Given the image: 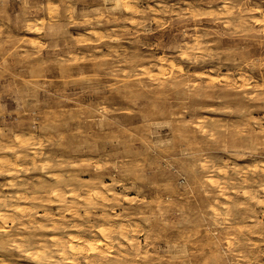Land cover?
Returning <instances> with one entry per match:
<instances>
[{"label": "rangeland", "instance_id": "1", "mask_svg": "<svg viewBox=\"0 0 264 264\" xmlns=\"http://www.w3.org/2000/svg\"><path fill=\"white\" fill-rule=\"evenodd\" d=\"M160 4L172 8L173 15L181 10L193 14L208 10V6L199 0H142L136 5L139 10L146 11L149 6L156 8L151 15L155 20L163 19L168 26L160 28L155 35H141V40L155 44L156 37L163 35L167 43L170 34L182 30L179 18L172 20V16H161ZM114 7V0L107 5L103 0H26V4L21 0H0V21L7 24L12 18L23 22L22 27L10 26L0 34V63L3 64L0 67V131L3 133L0 147L7 145L17 149L16 152L0 151V155L14 157L17 152L24 156L26 153L29 159L24 160L22 156V166L31 169L34 165L28 154L31 150L23 149L29 145L17 142L18 138L24 139L22 137L26 138L28 134L38 142L35 146L40 154L35 158V164L40 166L36 171H25L26 168L21 167V171H11V175L0 172V194L14 195L19 191L27 195L26 199L12 202L24 206L26 210L16 204L22 212L25 210L22 213L25 223L32 225L30 231L19 223L10 224V238L0 233V259L8 264H63L50 236L77 233L72 226L77 220L74 223H83L82 232L88 238H101L100 227H113L114 230L128 227L127 240L121 236L112 237L105 264H129L130 249L146 257L137 260L136 264H150V260L157 259L160 264H181L185 251L196 254L197 264H264V98H259L264 93V76L261 75L264 73V39L222 38L225 42L240 43L241 47L232 52L236 59L244 56L251 60V66L245 67L243 73L230 71L231 64L217 70L211 67L217 61H206L209 70L196 72L193 78L186 75L188 70L183 65L173 67L175 62L168 61L164 64L167 69L163 68V71L168 77H175L178 68L180 77L166 80L160 67L161 61L169 55L164 49H141L133 56L136 48L131 43V36L109 39L108 34L114 29L135 28L131 22L132 12L113 13L117 17L115 22L95 23L97 9L103 13ZM222 7V4L212 5L213 9ZM170 20L172 23L169 24ZM196 23L217 27L204 19L191 21L189 29ZM150 27L155 29L157 24ZM112 53L120 56L127 53L125 58L134 63L121 64L117 69L111 59ZM151 53H155V61ZM222 59L227 60V57ZM153 63L155 67H151ZM136 65L148 72L147 75L138 73L143 87L136 86L144 98L142 102L150 106L140 115L142 124L147 121L146 131L139 134L138 126L134 125L125 128L124 133L137 143L145 139L153 144L157 140L160 143L147 156V163L139 158L135 160L137 167L130 182L107 187L111 185L108 172H115V169L103 168L102 164L113 161L106 160L99 151L74 152L69 146L74 126L81 123L71 120L70 115L79 107L91 108V105H78L70 95L61 105L46 98L58 93H77L88 86L86 77L109 70L113 73L107 77L110 90L118 96H126L123 76ZM169 67H173L171 73H168ZM131 83L135 84L134 81ZM189 84L200 95L189 99L190 111L182 113L179 103L185 99V85ZM37 101L41 102L38 106ZM157 111L158 116L154 115ZM125 115L131 118L136 114L129 110ZM173 116L178 119L170 125ZM82 130L91 134L96 128L89 122ZM208 133L218 134L220 142L216 153L208 158L209 163L202 169L194 172L170 159L173 153L168 151L172 147L167 144L168 140L182 137L199 143ZM21 147L22 151H27H20ZM129 147L135 149L137 144ZM45 163L59 167L43 168ZM135 173L144 178L135 180ZM54 175L65 177L69 186L65 188L60 184L57 189ZM96 181L105 187H99ZM12 183L16 186H6ZM82 184L84 190L80 191ZM96 189L105 194L109 203L123 201L122 206L117 203L114 211L107 212L112 219H103L104 210L92 209V204L88 205L89 214L86 215V204L83 203H77L78 212L74 215L71 205L77 196ZM56 190L62 192L63 197L51 194ZM52 200H55L53 204ZM96 201L97 204L105 203L99 197ZM129 206L137 210L131 223L118 218ZM36 223L44 224L45 231L37 228ZM51 225L53 230L49 228ZM14 240L26 248L21 251L7 248ZM113 240H119V243H113ZM41 241L50 246L44 258L25 256L24 250L37 252ZM87 256L92 257L85 254L78 258L81 264Z\"/></svg>", "mask_w": 264, "mask_h": 264}, {"label": "clouds", "instance_id": "2", "mask_svg": "<svg viewBox=\"0 0 264 264\" xmlns=\"http://www.w3.org/2000/svg\"><path fill=\"white\" fill-rule=\"evenodd\" d=\"M22 3L26 4V0H21ZM104 4L107 5L111 0H103ZM115 7L107 9L106 12L101 13L97 9L98 16L95 19V23H107L115 22L117 17L113 13H120L121 15L125 10L132 12L133 18L131 22L135 25L134 29H114L112 33L108 34L109 39L119 37L123 39L126 36H131L132 45L136 48L133 52V56L141 49H164L169 53L164 61H161V75H164L167 79H177L180 77V71L176 68V76L168 77L167 73L163 71L164 64L168 61H174L175 66L183 65L188 73L186 75H191L194 78L196 72L208 71L209 66L206 65V61H217L214 67L217 70L224 69L228 64L233 65L230 71L243 73L245 67L251 66V60L247 57H240L236 59L232 52L235 49L240 48V43L238 41H228L225 42L222 38L225 36H241L248 39H264V0H199L201 4H206L208 6L207 11H198L193 14L191 12H180L173 15L172 8L165 7L163 4L159 5V10L161 16H172V20L180 19L182 30H177L176 32L170 34L168 37V42H164V36L161 35L156 37L157 42L153 44L149 40H141L140 36H151L155 35L160 28L166 27L167 24L163 19L155 20L152 13L156 12V8L149 6L146 11L139 10L136 5L140 4L142 0H114ZM213 4H222V8L213 9ZM257 13L259 14L257 16ZM105 17L107 19H105ZM139 17V18H137ZM207 19L209 25H216L217 27H206L203 24L196 23L195 27L191 30L188 25L191 21L204 20ZM172 20L168 23H172ZM88 23H93V21H87ZM153 23L157 24V28L153 29L150 27ZM23 22L19 19L13 20L9 18L7 24L0 21V34H2L6 28L10 26L22 27ZM223 25V27H219ZM125 56H120L119 53H112L111 59L118 69L121 64H132L134 63L131 59H126ZM152 60L155 61V53H151ZM227 57V60L222 58ZM6 59V58H5ZM153 63L151 67H155ZM0 67L3 64L0 63ZM173 67L168 68V73L173 71ZM147 75V70H141L138 65L133 67L127 74L123 76L122 83L127 89L128 95H116L114 91L110 90L111 85L107 77L111 76L113 73L111 70L104 71L93 77H86L88 81V86L82 87L77 93H69L67 95L58 93L55 97H47L46 99L61 105L68 99V96H72L73 101L78 105H91V108L79 107L75 109V114L70 115V119L73 121H80V124L75 125V131L71 135V140L69 141V146L72 147L74 152H96L102 153L106 160L113 161L112 163H103L102 167L106 169H115V172H108V176L111 177V185L107 187H114L119 185L121 182H130L129 178L133 176L137 165L135 160L137 158L143 160L147 163V156L153 153L160 141L153 144L151 140L145 139V141L137 143L136 139L131 138L124 133V129L127 127H132L134 125L137 127V132L143 134L146 131L144 125H147V121L143 124L140 120V115L145 110L149 109V105L143 103V97L140 91L137 89V85L141 88V77L138 73ZM117 74H119L117 72ZM264 76V73L261 74ZM134 81L135 84L131 82ZM187 91L184 93L185 99L179 103V108L181 112L190 111V106L187 101L193 97L200 95L199 91L194 87L185 85ZM219 99L220 97H216ZM259 98H264V93ZM37 101V106L40 104ZM23 107V105H21ZM131 110L136 115L129 118L125 115L127 111ZM13 111H16L15 109ZM11 115V113H10ZM154 115H159V112H155ZM171 115V114H169ZM178 117L173 116L172 120L169 122L170 125H174ZM99 121V123H97ZM89 122L95 125V133H87L84 128L89 126ZM0 135H3L0 131ZM220 138L218 134L208 133L206 139L196 143L192 140L185 138H175L167 141L168 145L172 147L168 149L173 155L170 157L172 161L177 165L186 166L191 171H196L202 169L204 165L209 163V157L213 156L219 146ZM137 144L135 149L130 148L129 145ZM99 145V147H98ZM0 151H13L16 152V148H9L7 145L0 147ZM24 160H28V156L23 157ZM3 163L7 164L8 161L4 160ZM45 168H56L59 165L51 164L45 165ZM40 168L39 165H34L31 169H25V171H36ZM207 171V169H204ZM57 180V189H59L60 184H64L67 188L68 182L64 180L62 175H56L54 177ZM135 180H141L144 177L140 173H135ZM70 179H77L76 177H70ZM79 182V181H78ZM99 187L103 188L99 181L95 182ZM6 186L15 187V184H9ZM84 190V185H81V189ZM76 194V190H73ZM52 195H60L63 197L62 192H53ZM92 196H98L100 200L105 201L102 204H92L91 208H100L104 210L103 219H112L107 216L109 210L114 211L115 206L119 203L122 206L123 201L108 202L106 197L101 195L100 192L94 191L91 193ZM79 199V197L77 196ZM24 199V197H20ZM131 205V202H129ZM8 207L7 204L4 205ZM79 207V205H76ZM86 215H88V204L86 201L85 205ZM137 212L136 209L129 208L125 209L118 216L120 219H126L130 223L133 219V215ZM76 215L77 213H73ZM84 219V217H81ZM128 230L117 229L112 232L113 236H121L127 238ZM107 238V237H106ZM113 243L118 244L119 240H113ZM7 248L21 250V245L15 242H11L7 245ZM131 254V259L129 264H136L137 260H143L146 257L134 249L129 250ZM30 255L31 253H27ZM184 260L181 264H197L195 261V253H188L185 251L183 253ZM150 260V256L148 257ZM0 264H7L3 259H0ZM150 264H160V260L155 261L150 260Z\"/></svg>", "mask_w": 264, "mask_h": 264}, {"label": "bare ground", "instance_id": "3", "mask_svg": "<svg viewBox=\"0 0 264 264\" xmlns=\"http://www.w3.org/2000/svg\"><path fill=\"white\" fill-rule=\"evenodd\" d=\"M137 7V6H136ZM138 8V7H137ZM140 8V7H139ZM138 8V9H139ZM154 8V7H153ZM168 26V25H167ZM161 67V66H160ZM163 68H166V66H164ZM167 69V68H166ZM213 79V78H212ZM249 84V83H248ZM29 135V134H28ZM27 135V136H28ZM38 135V134H37ZM27 136H26V138H27ZM35 136V135H34ZM33 136V137H34ZM19 136H17L16 138H18ZM30 137V135L28 136V138L26 139L25 138V136L24 137H22V138H24V139H20V138H18V140H17V142H18V144L19 145H23L24 146V144H28L29 146H27V147H23V149H29V150H31V151H29L28 152V154L31 156V159H32V161H33V163L35 162V158H36V156L39 154V151H38V148L35 146V145H37L38 146V142L36 143L35 141H36V139H35V141H34V138H29ZM37 139H38V137H36ZM38 141H39V139H38ZM25 145V146H26ZM9 147H11V146H9ZM13 148V147H12ZM16 148V147H15ZM22 149V147L20 148V151H22L21 150ZM27 151V150H26ZM26 151H22V152H26ZM13 153V152H12ZM23 153V154H24ZM5 155V154H4ZM7 155V154H6ZM9 155V154H8ZM25 155H26V153H25ZM40 155V154H39ZM10 156V155H9ZM9 156H1L0 155V172H6V173H11V171H17V170H19V169H21V167H23L22 166V161H21V157L22 156H24V155H22L20 152H17V154H16V156L14 155V157H9ZM28 156V155H27ZM4 160H7L8 161V163L7 164H5V163H3V161ZM49 161V160H48ZM48 163V162H47ZM67 163V162H66ZM40 164H42V163H40ZM46 164V163H45ZM44 164V165H45ZM47 165V164H46ZM43 167V166H42ZM26 167H23V169H25ZM43 168H45V167H43ZM27 169V168H26ZM45 170H47V169H45ZM19 171H21V170H19ZM12 172V173H13ZM15 173V172H14ZM51 173V172H50ZM3 175V174H2ZM11 175V174H10ZM16 175V174H15ZM51 175V174H50ZM13 176H14V174H13ZM55 176V175H54ZM11 178H13V177H11ZM65 178V177H64ZM11 181L13 180V179H10ZM13 184V183H12ZM19 188H21V187H19ZM81 189V188H80ZM100 189V188H99ZM113 189V188H112ZM24 190V189H23ZM21 191V190H20ZM25 191V190H24ZM23 191V192H24ZM81 191V190H80ZM94 191H98V189H96V190H93L92 192H94ZM105 191V190H104ZM109 191H111V190H109ZM114 191V190H113ZM56 192H57V190H56ZM91 191H86L83 195H80L79 196V199H77L76 201H73L72 202V205H71V212L72 213H77L78 212V210H77V207H76V205H77V203H83L84 205L86 204V201H87V204L89 205V204H97L98 202L96 201V200H98V196H92L91 195V193H92ZM102 192V191H101ZM106 193V192H105ZM24 193H19V191L17 192V194H14V195H12V194H7V195H1L0 194V233L1 234H4L5 235V238H6V236H8L7 238H10L9 236H10V234H11V229L12 228H10L9 226H10V224H12V223H19L20 225H22V227H23V229H24V227L25 228H30L31 229V226L32 225H30V224H26L27 222L26 221H24V220H26V219H24L23 220V215H22V213H24L25 212V208H24V206H22V205H20L21 203L20 202H18V204L21 206V207H23L22 208V210L23 209H25L24 210V212H22V210H20L18 207H17V203H15L14 205H13V202L12 201H16V200H20V197H24L25 199L26 198H28L27 197V195H23ZM67 194H69V193H67ZM107 195H108V193H106ZM117 194V193H116ZM32 195H34V194H32ZM101 195H103V196H105V194H102L101 193ZM106 195V196H107ZM119 195V194H118ZM56 196V195H55ZM69 196V195H68ZM108 198H111L110 196L108 197ZM117 198V197H116ZM28 200V199H27ZM112 200H113V198H112ZM47 201V200H46ZM53 201H55V200H52V204H53ZM109 201V200H108ZM119 201H120V199H119ZM17 202V201H16ZM34 203V202H33ZM62 203H64V201L62 202ZM5 204H7L8 205V207H5L4 205ZM17 204V205H16ZM59 204V203H58ZM25 205H28V204H26L25 203ZM14 206V207H13ZM19 206V207H20ZM31 206V205H30ZM29 206V207H30ZM40 206V205H39ZM58 206V205H57ZM28 207V206H27ZM29 207H28V209H29ZM34 207V206H33ZM85 207V206H84ZM32 208V207H31ZM30 208V209H31ZM33 209V208H32ZM35 209V208H34ZM41 209V208H40ZM84 209V208H83ZM88 209H89V207H88ZM91 209V208H90ZM46 210V209H45ZM68 210H70V209H68ZM68 210H67V212H68ZM96 210V209H95ZM28 211H30L31 212V210H28ZM28 211H26V213H25V215L28 213ZM47 211V210H46ZM29 212V213H30ZM41 212H43V211H41ZM48 212V211H47ZM38 213V212H37ZM88 213H89V211H88ZM40 214V213H39ZM81 214V213H80ZM51 215H53V213H51ZM28 216H29V214H28ZM54 216H56L55 214H54ZM58 216V215H57ZM110 216V215H109ZM26 217V216H25ZM49 217V216H48ZM60 217V216H59ZM115 217H116V215H115ZM29 218V220L31 219V217H28ZM51 217H49V219H50ZM53 218V217H52ZM91 218V217H90ZM48 219V220H49ZM53 220V219H52ZM86 220H87V217H86ZM77 221V220H76ZM76 221H74V222H76ZM105 221V220H104ZM26 222V223H25ZM29 222H32V221H29ZM35 222V221H34ZM53 222H55L54 220H53ZM72 223V226L75 228V230H77L78 232L77 233H70V234H68L67 236H60V235H53V236H50L51 237V241H52V245L54 246V250L55 251H57L58 252V255H59V257L61 258V262L63 263V264H81L80 263V261L78 260V258H80V256H83V255H85V254H88V255H90V256H92V257H86L85 258V261H84V264H105V259H106V257H107V254H108V252L107 251H110L109 249H111V243H112V237H113V235H112V232L113 231H115L114 230V228L112 229V228H108V227H105V228H99V229H97V233H98V230H99V233L101 234V238H99L98 239V237L96 238V237H91V238H88L83 232H82V224L80 223V224H78V223ZM114 221H112V222H110L109 221V223H113ZM91 223H93V222H91ZM121 223H124V222H121ZM37 224V223H36ZM55 224V223H54ZM53 224V225H54ZM20 225H19V227H20ZM93 225V224H92ZM102 225V224H101ZM104 225V224H103ZM114 225V224H113ZM116 225V224H115ZM115 225H114V227H115ZM11 227H12V225H11ZM34 227H35V225H34ZM54 227H55V225H54ZM72 227V228H73ZM129 227H130V225H129ZM37 228H43V229H41V230H44V228H46L45 227V225L44 224H42V223H38L37 224ZM49 228H52V225H51V227H49ZM69 228V227H68ZM117 228V227H116ZM128 227H123V228H121L120 227V230H128L127 229ZM131 228V230H132V227H130ZM29 229V230H30ZM65 230L67 229L66 227L64 228ZM70 229H71V227H70ZM17 230V229H16ZM32 230V229H31ZM30 230V231H31ZM35 230H36V227H35ZM34 230V231H35ZM52 230H53V228H52ZM117 230V229H116ZM134 230V229H133ZM29 231V232H30ZM33 231V232H34ZM45 231V230H44ZM47 231H49V230H47ZM26 232V231H25ZM36 232V231H35ZM52 232V231H51ZM135 232V231H134ZM15 233V232H14ZM26 234V233H25ZM25 234H23L24 236H25ZM45 234V233H44ZM55 234V233H54ZM95 234V233H94ZM15 235H18V234H15ZM49 236V235H48ZM21 237V236H20ZM40 237V236H39ZM46 237V236H45ZM107 237V238H106ZM3 238V237H2ZM4 238V239H5ZM12 238H15V236L13 237L12 236ZM28 238V237H27ZM41 238V237H40ZM132 238H134V237H132ZM16 239V238H15ZM21 239H22V237H21ZM123 239H126V238H123ZM23 240V239H22ZM49 240V239H48ZM127 240V239H126ZM129 240V239H128ZM17 240H14V242H16ZM130 242L129 243H131V241L132 240H129ZM18 242V241H17ZM16 242V243H17ZM22 243H23V241H21ZM134 242V241H133ZM40 244H39V247H40V249H37L38 251V253L37 252H33V251H31V250H24L25 251V256H27V257H34V258H40V257H45V255H46V251L49 249V245L48 244H45V242H39ZM123 243V242H122ZM29 244V243H28ZM21 245V244H20ZM23 245H25V244H23ZM130 245V244H129ZM22 246V245H21ZM121 246V245H120ZM130 246H132V245H130ZM24 247V246H23ZM23 247H21V248H23ZM28 247V246H27ZM24 248H26V247H24ZM135 248V247H134ZM33 250V249H32ZM21 251V250H20ZM35 251V250H34ZM27 253H31L30 255H28ZM23 254V253H22ZM47 257V256H46ZM1 258V257H0ZM3 258V257H2ZM33 258V259H34ZM48 260H49V262H50V256H48ZM30 259V258H29ZM55 259V258H54ZM53 259V260H54ZM35 260V259H34ZM124 261V260H123ZM38 262V261H37ZM8 264V263H7Z\"/></svg>", "mask_w": 264, "mask_h": 264}]
</instances>
